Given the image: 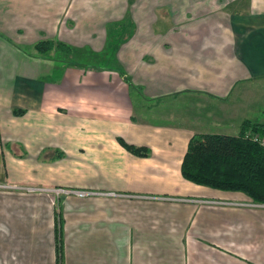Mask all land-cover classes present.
<instances>
[{
	"label": "crops",
	"instance_id": "1",
	"mask_svg": "<svg viewBox=\"0 0 264 264\" xmlns=\"http://www.w3.org/2000/svg\"><path fill=\"white\" fill-rule=\"evenodd\" d=\"M202 1L165 8L173 36L148 11L147 26L118 52L142 101L202 96L225 113L223 122L179 125L137 118L135 90L114 69L85 73L29 56L24 43L53 29L47 12L39 16L37 0H0V181L175 198L72 194L56 203L0 191V264H57L58 238L64 264H264V209L234 206L251 198L182 174L195 134L238 135L245 120L264 123V33Z\"/></svg>",
	"mask_w": 264,
	"mask_h": 264
},
{
	"label": "rangeland",
	"instance_id": "2",
	"mask_svg": "<svg viewBox=\"0 0 264 264\" xmlns=\"http://www.w3.org/2000/svg\"><path fill=\"white\" fill-rule=\"evenodd\" d=\"M173 1L175 0H54L52 2L48 1L43 3L40 0H37L36 7L38 8L39 16L42 17L47 12L45 17H47L49 22L53 25V29H50L48 33H41L38 35L39 41L40 39H54L55 41H61L68 44L72 48V52L69 54L66 51L54 48L43 54L33 46L37 41L35 35L24 43L27 45L23 47V51L28 53L31 57L45 58L48 61L54 62L55 66L60 68L61 66L66 67V65H68L70 67L85 70V73H91L94 71H100L99 69H105L99 67L104 65L105 67L114 69V71L119 73L123 68L121 67L120 58L118 59V52L121 51V48L123 50L125 47L129 48L130 42L133 41L131 37L132 32L134 30L136 31L137 27L144 26V23H146L145 19L146 17L148 18V11L156 22H160L166 32L170 28H173V19L165 9L170 4H175ZM198 1H201L199 4L203 6V1ZM204 5L207 6L208 10L219 13L221 17L229 15L233 17L235 14L241 18H247V22L249 20H254L250 25L257 26L262 30L261 32L264 33V0H205ZM45 7H47L46 10H44ZM137 16H141V19H138ZM21 33L24 35L23 37L26 36L23 31H21ZM167 33L169 36H173L174 34L172 31H168ZM9 34H12V31H10ZM7 37L10 38L9 36ZM0 41L2 40L0 39ZM19 43L23 45L22 41ZM100 52L104 55L103 57L100 55ZM122 57L123 60H125V55H121V58ZM126 78L129 88L135 90L133 93L137 101L136 114L139 119L147 122L160 123L170 121L179 125H199L203 119V121H207L208 119L205 118L208 116L210 118H221V122L224 121L222 118L225 114L223 109L217 107L215 101L211 98L202 96L185 97L184 99H181V101H183L181 104L176 103L173 98H168L161 102H156L155 104L153 102L146 103L142 101L140 95H137L139 89L137 86H134L133 81L127 74ZM261 82L263 85L264 81L261 80L260 83ZM207 126H209V123ZM251 132L253 131L248 129L245 134ZM35 186L46 187L44 185ZM85 191L98 193L89 196L91 197V200H89L91 202L95 201L93 196H104L99 193H105L103 191ZM118 194L130 195L133 198L175 199L167 195L157 197L139 196L127 193ZM48 195H52L56 203L69 200V198H64L65 196H68L64 194L56 195L49 193ZM183 199H186L184 201L191 203L229 204V202L219 199L208 200L182 198V200ZM232 204H234V206L239 205L264 209V202H258L252 198L251 201L249 200L243 203L232 202ZM62 248L64 250V243H61L58 238L57 264H64L62 259L64 253Z\"/></svg>",
	"mask_w": 264,
	"mask_h": 264
},
{
	"label": "trees",
	"instance_id": "3",
	"mask_svg": "<svg viewBox=\"0 0 264 264\" xmlns=\"http://www.w3.org/2000/svg\"><path fill=\"white\" fill-rule=\"evenodd\" d=\"M35 48L43 54L54 48L69 54L72 52L68 44L54 39L41 40ZM100 55L104 56L101 52ZM99 67L108 68L104 65ZM119 73L127 81L125 72L120 70ZM248 129L264 136V123L250 120L242 123L238 135L195 134L182 162L183 176L198 185L240 191L255 201L264 202V146L245 138ZM122 142L135 154L150 153L149 148Z\"/></svg>",
	"mask_w": 264,
	"mask_h": 264
},
{
	"label": "built area",
	"instance_id": "4",
	"mask_svg": "<svg viewBox=\"0 0 264 264\" xmlns=\"http://www.w3.org/2000/svg\"><path fill=\"white\" fill-rule=\"evenodd\" d=\"M245 138L252 140V141H257L264 146V136L257 133V132L247 133L245 135ZM0 191L24 192V193L41 192V193H47V194L52 193V194H56V195H60V194L72 195V194H74V195L81 196V197L98 194V193L91 192V191L78 190V189H73V188H61V187H49V186L37 187V186L31 185V184H23V183L12 182V181H7V182L0 181ZM99 194L105 195V196L131 197L130 195L118 194L115 192H105V193H99ZM56 195H54V196H56Z\"/></svg>",
	"mask_w": 264,
	"mask_h": 264
}]
</instances>
